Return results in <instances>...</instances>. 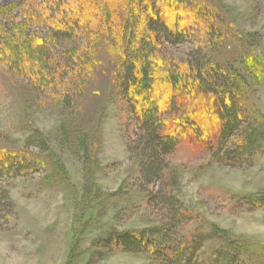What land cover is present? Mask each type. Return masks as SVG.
Instances as JSON below:
<instances>
[{"label":"rangeland","instance_id":"374dc122","mask_svg":"<svg viewBox=\"0 0 264 264\" xmlns=\"http://www.w3.org/2000/svg\"><path fill=\"white\" fill-rule=\"evenodd\" d=\"M13 1L25 0L0 4ZM197 3L209 24L194 26L181 43L160 39L158 70L186 74L199 52L205 61L232 66L252 83L255 115L264 120V0ZM116 13L121 24L125 7L118 4ZM112 20L113 30L119 25ZM28 32L47 37L43 24ZM51 43L55 68L36 83L26 67L6 61L0 36V154L21 152L30 164L0 179V264H158L151 253L107 249L103 238L161 226L166 208L154 200L159 190L184 216L180 233L216 228L236 241L242 264H264V204L251 202L264 196V146L251 162L232 166L184 141L167 157L163 178L146 185L116 85L121 56L113 32ZM72 49L90 61L80 77L56 67ZM222 241L209 238L203 252L220 249Z\"/></svg>","mask_w":264,"mask_h":264},{"label":"trees","instance_id":"16d2710c","mask_svg":"<svg viewBox=\"0 0 264 264\" xmlns=\"http://www.w3.org/2000/svg\"><path fill=\"white\" fill-rule=\"evenodd\" d=\"M38 2L0 4V36L4 50H8L6 61L11 66L26 67L34 82H41L46 71L55 68L52 41L81 34L99 38L112 31L115 50L121 56L116 85L133 124L139 176L146 185L163 178L167 157L184 141L205 148L217 161L232 166L249 163L259 154L264 146V120L255 115L253 86L245 74L232 66L205 61L201 52L192 69L179 75L161 72L153 58L160 39L181 43L193 33L194 26L209 24L202 5L194 4V0ZM118 4L125 7L121 24L116 13ZM114 16L119 26L114 24L112 30ZM37 23L47 28V37L28 32ZM58 60L56 67L69 69L71 77L86 73L90 64L77 49L59 55ZM250 70L254 72L251 65ZM69 82L76 84L72 78ZM130 149L133 152L131 144ZM20 153L0 154V179L15 177L30 165H25ZM168 197L162 190L154 197L166 208L161 226L140 232L109 231L103 245L107 249L151 253L158 264H235L240 260L236 241L223 233L225 240L216 228L209 234L190 237L180 233L184 216ZM251 202L262 205L264 196ZM209 238L222 239L223 246L203 252Z\"/></svg>","mask_w":264,"mask_h":264}]
</instances>
